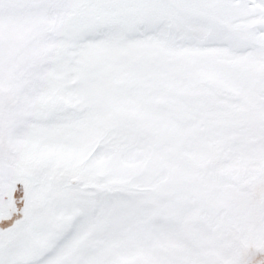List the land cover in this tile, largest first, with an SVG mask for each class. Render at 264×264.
Listing matches in <instances>:
<instances>
[{
	"label": "snow or ice",
	"instance_id": "obj_1",
	"mask_svg": "<svg viewBox=\"0 0 264 264\" xmlns=\"http://www.w3.org/2000/svg\"><path fill=\"white\" fill-rule=\"evenodd\" d=\"M0 264H264V0H0Z\"/></svg>",
	"mask_w": 264,
	"mask_h": 264
}]
</instances>
